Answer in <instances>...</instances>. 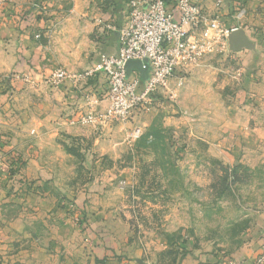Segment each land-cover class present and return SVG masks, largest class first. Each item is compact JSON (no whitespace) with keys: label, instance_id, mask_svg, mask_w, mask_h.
I'll return each instance as SVG.
<instances>
[{"label":"rangeland","instance_id":"1","mask_svg":"<svg viewBox=\"0 0 264 264\" xmlns=\"http://www.w3.org/2000/svg\"><path fill=\"white\" fill-rule=\"evenodd\" d=\"M38 1L28 20L18 14L19 24L42 18ZM69 2L54 5L62 16L72 15ZM240 4L220 23L245 35L249 29L253 47L234 52L227 38L128 122L94 128L72 124L76 116L67 114L62 131L45 128L36 152L20 137L13 145L3 140L0 264H263L264 29ZM71 15L55 22L59 33L85 27ZM67 35L62 42L73 48ZM88 66L78 68L77 78L85 79L79 90L89 86ZM29 76L16 67L0 74V98L15 96L18 105L12 125H21L28 94L36 100L47 89L54 99V87ZM30 121L39 125L37 117Z\"/></svg>","mask_w":264,"mask_h":264},{"label":"crops","instance_id":"2","mask_svg":"<svg viewBox=\"0 0 264 264\" xmlns=\"http://www.w3.org/2000/svg\"><path fill=\"white\" fill-rule=\"evenodd\" d=\"M34 1L0 0V74L12 72L16 67L23 73H31V76L36 75L35 80L41 83L48 75L50 68L54 70L60 66L69 70L72 73V78L66 80L65 84L59 88L53 89L52 103L47 89L39 92L40 97H36V100H30L29 94L25 96L27 103L25 107H22L20 113L22 117L20 126L12 125L14 115H18L17 112H14V108H17L18 105L11 102L15 96L0 98V117H3L0 118V144L6 140L7 145H13L14 140L20 137L27 152L32 147L36 152V149L43 145L42 141L46 140L47 133L45 128L54 132L63 130L60 127L64 123L62 116L75 115L74 120L76 121L89 108L106 104L104 83L101 82V85L97 83L101 76L99 74L90 76L88 72L101 63L103 56H113L118 53L120 31L128 20V0H68L74 3V7L72 15L70 12L64 16L60 14L56 6L65 0H39L37 2L39 7L44 9L42 18L34 26H29L28 22L19 24L16 20L18 14L25 16V19L28 20L30 15L28 11ZM196 1L204 5L209 16L214 17L218 14L224 20L229 19L228 17L233 15L238 6H242L240 4L242 2L249 10L248 19L257 21V26L264 29V23L257 20L264 19V14L261 13L264 7L262 0H224L225 7L222 10L216 9L215 0ZM96 2H100L99 5ZM101 3L103 6L100 5ZM67 15L74 17L73 20L76 23L81 21L82 24H86L85 27L81 28L78 24L79 27L70 35L59 33L55 22ZM93 20L96 21V29L93 24H89V21ZM244 31L246 35L249 33V29H244ZM61 35L72 38L73 48L64 46L65 43L62 42ZM18 51L21 52L19 57L22 63L20 66H17V59H15ZM6 56L9 63H6ZM81 63L89 65L84 76L86 80H89V86L84 87L85 90H83L84 88L79 90L85 79L76 76ZM31 76H29L30 79ZM41 86L43 87V84ZM92 88H98L100 95L86 92ZM24 98L22 94V99ZM263 100L264 96L262 95L261 101ZM80 109L84 110L80 111ZM262 109L264 110V103ZM35 117L39 121L37 126L34 124L35 121H30ZM52 120L54 121L51 125ZM67 129L71 130L70 127ZM32 134H37L38 140H33V143L36 142V147L32 142H29Z\"/></svg>","mask_w":264,"mask_h":264},{"label":"built area","instance_id":"3","mask_svg":"<svg viewBox=\"0 0 264 264\" xmlns=\"http://www.w3.org/2000/svg\"><path fill=\"white\" fill-rule=\"evenodd\" d=\"M216 2L217 9L222 10L224 1ZM127 4L128 20L120 31L118 53L103 56L88 72L103 79L108 104L103 110L88 109L72 124L97 128L128 122L135 111L148 110L152 97L168 90L178 72L191 69L206 55L224 48L227 38L238 30L223 27L220 15L210 17L196 0H128ZM245 14L246 9L240 10L238 18ZM128 62H140L147 70V79L137 70L128 73ZM70 78L67 70L57 69L45 84L59 88Z\"/></svg>","mask_w":264,"mask_h":264},{"label":"water","instance_id":"4","mask_svg":"<svg viewBox=\"0 0 264 264\" xmlns=\"http://www.w3.org/2000/svg\"><path fill=\"white\" fill-rule=\"evenodd\" d=\"M229 41L231 44V49L237 52L243 48H252L253 45L251 41L246 37L245 33L241 30H237L229 36ZM128 73L132 70H137L141 73V77L145 80L147 79V70L142 69V64L140 62H128L126 65Z\"/></svg>","mask_w":264,"mask_h":264}]
</instances>
